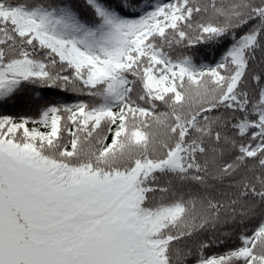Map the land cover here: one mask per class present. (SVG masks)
<instances>
[{
    "label": "snow or ice",
    "instance_id": "obj_1",
    "mask_svg": "<svg viewBox=\"0 0 264 264\" xmlns=\"http://www.w3.org/2000/svg\"><path fill=\"white\" fill-rule=\"evenodd\" d=\"M0 264H264V0H0Z\"/></svg>",
    "mask_w": 264,
    "mask_h": 264
},
{
    "label": "trees",
    "instance_id": "obj_2",
    "mask_svg": "<svg viewBox=\"0 0 264 264\" xmlns=\"http://www.w3.org/2000/svg\"><path fill=\"white\" fill-rule=\"evenodd\" d=\"M198 59H199V57H198Z\"/></svg>",
    "mask_w": 264,
    "mask_h": 264
}]
</instances>
